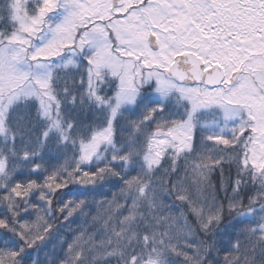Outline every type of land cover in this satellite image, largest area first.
I'll return each instance as SVG.
<instances>
[{"label":"snow or ice","instance_id":"6c2138e0","mask_svg":"<svg viewBox=\"0 0 264 264\" xmlns=\"http://www.w3.org/2000/svg\"><path fill=\"white\" fill-rule=\"evenodd\" d=\"M0 264H264V0H0Z\"/></svg>","mask_w":264,"mask_h":264}]
</instances>
